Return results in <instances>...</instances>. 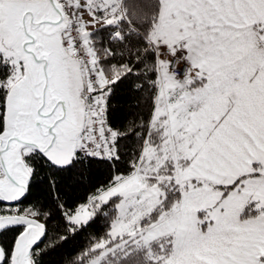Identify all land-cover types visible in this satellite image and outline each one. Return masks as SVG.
Listing matches in <instances>:
<instances>
[{"label":"snow or ice","instance_id":"6c2138e0","mask_svg":"<svg viewBox=\"0 0 264 264\" xmlns=\"http://www.w3.org/2000/svg\"><path fill=\"white\" fill-rule=\"evenodd\" d=\"M0 264H264V0H0Z\"/></svg>","mask_w":264,"mask_h":264}]
</instances>
